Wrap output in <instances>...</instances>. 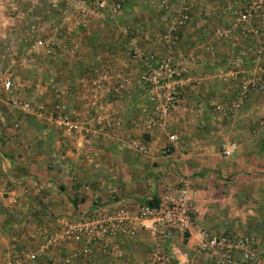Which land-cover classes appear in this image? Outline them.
Returning <instances> with one entry per match:
<instances>
[{"label": "crops", "instance_id": "obj_1", "mask_svg": "<svg viewBox=\"0 0 264 264\" xmlns=\"http://www.w3.org/2000/svg\"><path fill=\"white\" fill-rule=\"evenodd\" d=\"M49 1L37 0L32 6L26 0H15L12 5L0 0V77L10 78L18 93L24 85L18 75L30 73L26 64L33 60L35 70L30 71L48 89L43 93L39 84L32 83L27 93L31 98L47 94L46 108L54 102L55 90L70 109L81 112L90 96L93 68L109 67L134 78L138 68L128 58L132 38L148 52L164 53L155 37L167 18L162 19L165 13L157 0H146L144 10L137 5L139 0H125L128 6L118 21L84 26L77 25L69 12L61 15L51 9ZM186 1L191 17L176 34L177 47L191 50L188 65L198 82L182 93L170 118L168 130L177 135V142L169 155L161 153L166 131L139 127L149 105L134 87L110 103L100 101L106 112L121 121L122 140L93 142L85 158L77 155L74 144L39 121L43 132L31 136L30 149L25 151L22 120L9 117L12 108L0 91V264H8L22 251H39L45 233L53 230L57 220L88 215L92 198L106 200L107 187L114 188L119 199L151 203L172 198L182 184L194 193L198 216L189 234L173 233L161 246L169 258L166 264H192L190 251L199 230L264 237V92L252 93L232 113L217 109L227 108L242 80L260 76L264 82V41L236 34L227 39L214 36V28L228 22L221 9L243 0ZM47 16L58 19L61 29L47 31L49 45L28 52L29 23ZM12 127L14 145L10 144ZM128 137H142L146 154L118 144ZM228 143H234L236 151L224 158L221 146ZM12 188L17 194L8 193ZM3 194L12 197L2 198ZM75 246L70 243L64 251L46 248L40 257L22 264H148L153 242L142 232L130 238L119 236L110 257L91 261L75 257Z\"/></svg>", "mask_w": 264, "mask_h": 264}, {"label": "built area", "instance_id": "obj_2", "mask_svg": "<svg viewBox=\"0 0 264 264\" xmlns=\"http://www.w3.org/2000/svg\"><path fill=\"white\" fill-rule=\"evenodd\" d=\"M12 5L15 0H8ZM33 6L37 0H26ZM50 8L61 15L69 12L79 26L96 22L118 21L127 8L123 0H50ZM156 2V1H155ZM61 4V7H60ZM159 9L165 13L167 24L155 41L164 49L162 55L146 51L135 45L132 38L128 58L137 66L133 78L109 67L91 70L88 81L90 96L82 103V111L70 109L62 100V93L53 90L54 102L49 108L31 104L27 99L12 94V81L0 79V91L9 104L23 114L30 115L50 129L61 134L65 141L74 144L77 155L85 158L91 143L104 140H122L121 121L106 112L101 103H110L122 93H129L134 87L138 97L149 105L148 116L139 122V127L166 131V143L161 148L163 155H169L177 135L169 132V121L183 92L191 90L198 82L188 65L193 54L190 49L177 47V33L187 27L191 17L190 4L186 0H157ZM222 17L228 22L214 28L217 39H227L236 34L242 39L264 41V0H243L240 5L227 4L221 9ZM62 23L49 16L30 22L27 30V51L37 52L49 45V35L57 32ZM134 32H131L133 35ZM254 92H264L260 76L242 80L224 113L240 109ZM138 155L147 152L142 137H128L118 143ZM236 151L234 143L221 146L220 154L230 157ZM45 203V199L41 198ZM92 211L82 217L59 219L53 230L47 231L39 251H22L12 256L8 264L40 257L46 248L64 251L68 244H75L73 255L85 261L97 257H110L113 241L119 237H133L142 232L153 242L148 264H166L169 260L161 249L173 233L182 237L190 233L198 216L194 204V193L185 184L180 185L174 196L168 200L151 203L150 200H122L110 197L107 202L92 200ZM199 238L190 251L192 264H264V237L249 234H211L198 231ZM50 264H56L51 261Z\"/></svg>", "mask_w": 264, "mask_h": 264}, {"label": "rangeland", "instance_id": "obj_3", "mask_svg": "<svg viewBox=\"0 0 264 264\" xmlns=\"http://www.w3.org/2000/svg\"><path fill=\"white\" fill-rule=\"evenodd\" d=\"M123 1H125V0H123ZM144 2H146V0H139V3L137 5L141 9H143L144 7H146L143 4ZM166 18H167L166 15L163 14L162 15V19H165L164 21H166ZM167 22H168V20H167ZM26 65H30L28 67L29 68L28 71L30 73L27 72L28 74L26 76H24V77L22 75H18V77L20 76V79H19L20 82H23L24 85L22 87H18L19 88L18 93L15 92V90L13 88V85H12V89H13L12 90V94L14 96H19L20 95L21 97H23V98L27 99L28 101H30L31 104H35V103L36 104H39V105H42L43 104V106H44V102L46 100L47 94H43V97L40 96L39 98H37V96H36L35 98H31V96L27 92H29V89L32 88V85H30L32 83L33 84L36 83L37 85L39 84V87L42 88L43 93L47 91L48 86L46 84H44V81H41V80L36 79V76H35L34 72L32 73V71H30V70H35V68L32 67L34 65V61L33 60H30L28 62V64H26ZM5 78H8V77H5ZM0 79H4V77H0ZM27 82L29 84H26ZM27 86H29V87H27ZM23 91H25V93H23ZM6 101H7V104L12 108L11 109L12 110L11 111V116H9V117L11 119H14L15 118L17 120H22L23 126L21 128H22L23 149L25 151H28L30 149V145H31V141H32L31 140V136H34L35 135L34 137H36L37 134H40V133L43 132V131H41L43 129H41V125L38 124V122H37L38 120L37 119H35L34 117H32L30 115L23 114V113L19 112L17 109L13 108L9 104L8 99ZM44 107L46 108V106H44ZM10 129L12 130V135L10 136L11 137L10 138V140H11L10 144L11 145H14V136H15V133H14L15 131L14 130L15 129H14V127L10 128ZM0 160H1V158H0ZM5 160H6V165H9V160L10 159L8 158V159H5ZM27 177L33 178L34 176L29 174ZM33 181H34V179H33ZM76 181H72L74 183V185H77L76 184ZM16 191H18V190L16 189ZM23 191L24 192H27L26 190H23ZM8 193H15V194H17L15 192V189L14 188H12ZM4 195L5 194L2 195V198H4L5 196H7V195H5V196ZM117 195H118L117 194V191L114 188L107 187L106 188V200L105 201L103 200V201L104 202H107L110 197H117ZM7 197H12V196L11 195H8ZM93 199L94 198H92V200Z\"/></svg>", "mask_w": 264, "mask_h": 264}, {"label": "trees", "instance_id": "obj_4", "mask_svg": "<svg viewBox=\"0 0 264 264\" xmlns=\"http://www.w3.org/2000/svg\"><path fill=\"white\" fill-rule=\"evenodd\" d=\"M154 203H156V202H154Z\"/></svg>", "mask_w": 264, "mask_h": 264}]
</instances>
